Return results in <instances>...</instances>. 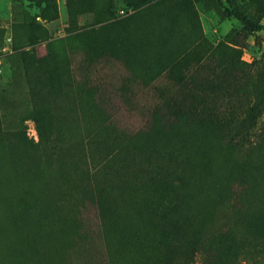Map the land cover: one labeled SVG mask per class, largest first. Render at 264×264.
<instances>
[{
	"label": "rangeland",
	"instance_id": "rangeland-1",
	"mask_svg": "<svg viewBox=\"0 0 264 264\" xmlns=\"http://www.w3.org/2000/svg\"><path fill=\"white\" fill-rule=\"evenodd\" d=\"M196 18L240 46L217 51L225 69ZM171 60L178 86L132 66ZM262 244L264 3L0 0V264H176L186 246L195 264H264Z\"/></svg>",
	"mask_w": 264,
	"mask_h": 264
},
{
	"label": "trees",
	"instance_id": "trees-1",
	"mask_svg": "<svg viewBox=\"0 0 264 264\" xmlns=\"http://www.w3.org/2000/svg\"><path fill=\"white\" fill-rule=\"evenodd\" d=\"M260 3H264V0H256ZM226 13H227V17H233L235 18L239 25L246 30L247 33H251V32H254V31H257L261 28L259 22L257 20H254L252 18H249L247 16H245L244 14H242L241 12L237 11L236 9L234 8H226ZM193 26H195V29L193 28L194 30V34H193V40L195 41L196 44H202L205 46V57L207 56L208 59H216L215 56H216V53L219 49H221L222 46H225L226 45L231 48L233 51H239L240 52V49H239V45L236 46H229L228 44L226 43H218L216 45H212L209 43L208 39L205 37L204 35V32L202 30V27L200 25V21L198 18H196V22L193 21ZM167 28H168V31L170 33V39H171V43H176L178 42V38L179 36L181 35V26L175 22V21H171L170 23L167 24ZM230 33V32H229ZM117 43V42H116ZM198 46V45H197ZM184 45L183 44H178V49H184ZM116 52H115V49L113 50V55L115 56ZM244 62H242V60H240V56L237 58V60L235 61H232L230 63V67H234V68H237L238 66H241V64H243ZM216 64L221 68V69H225L226 67V61L225 59H216ZM133 67H136V68H141L147 72H154V83L157 81V79H159L161 76H164L166 75L167 73H172L173 74V79H172V82H174L173 86L177 85L178 86V83L181 82V75H182V70H181V65H180V62L179 61H175V60H171V61H168L167 63L165 64H154V67L150 66V65H147V64H133L132 65ZM161 67V68H159ZM156 80V81H155ZM157 87V85H156ZM155 89V87H154ZM157 90V88H156ZM185 170H181V174L184 173ZM183 180V178H182ZM205 205H198L194 202H189L187 204V209H189L190 211H192V215L195 219L198 218V220H202L204 218V215H205V211L206 209L204 208ZM228 235V234H227ZM260 248H263V244L262 245H259ZM180 248V247H178ZM188 248L189 246H186L185 249L186 251L182 252L181 255H182V260L181 262L179 263H176V264H195L194 261H193V256L190 255V253L188 252ZM173 260L175 262V259L173 257H167L166 261H165V264H175L173 263Z\"/></svg>",
	"mask_w": 264,
	"mask_h": 264
},
{
	"label": "built area",
	"instance_id": "built-area-1",
	"mask_svg": "<svg viewBox=\"0 0 264 264\" xmlns=\"http://www.w3.org/2000/svg\"><path fill=\"white\" fill-rule=\"evenodd\" d=\"M5 40H6V41H10V40H11V36H6V37H5Z\"/></svg>",
	"mask_w": 264,
	"mask_h": 264
}]
</instances>
